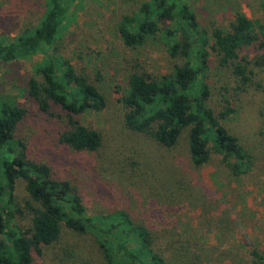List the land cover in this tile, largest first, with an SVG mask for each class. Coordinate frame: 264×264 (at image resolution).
Listing matches in <instances>:
<instances>
[{
    "label": "trees",
    "instance_id": "trees-1",
    "mask_svg": "<svg viewBox=\"0 0 264 264\" xmlns=\"http://www.w3.org/2000/svg\"><path fill=\"white\" fill-rule=\"evenodd\" d=\"M78 2L48 0L39 25L0 41V63L43 57L36 69L41 80L28 81L24 105L0 102V264H34L67 231L89 237L104 264H202L191 240L178 237L172 224L157 225L124 207L88 214L73 181L55 175L47 162L31 160L26 146L14 140L23 124L34 122L55 150L83 155L103 147L102 134L81 118L104 110L106 99L68 60L49 52ZM132 12L120 18L119 39L132 49L158 39L169 68L159 76L128 77L119 98L124 127L163 149L184 142L195 169L217 157L234 176L252 173L254 157L225 126L236 114L233 102L224 97L216 113L209 105L208 79L213 55L235 79L237 92L254 86L264 92V83L256 80L264 61L246 53L264 51V26L236 12L228 30L209 33L188 0H146ZM19 184L28 197L20 208L15 197ZM17 215L28 221L26 228L16 224ZM55 255L56 264H66L70 257L67 249ZM244 263L264 264V253L251 246Z\"/></svg>",
    "mask_w": 264,
    "mask_h": 264
},
{
    "label": "rangeland",
    "instance_id": "rangeland-1",
    "mask_svg": "<svg viewBox=\"0 0 264 264\" xmlns=\"http://www.w3.org/2000/svg\"><path fill=\"white\" fill-rule=\"evenodd\" d=\"M146 0H79L70 24L49 50L69 61L104 96L107 106L82 116L83 124L98 130L103 147L97 153L75 155L48 147L44 128L23 124L15 141L26 146L31 160L45 161L55 175L70 178L78 187L90 215L115 207L157 225H174L178 237L188 238L202 264H245L251 246L264 253V92L257 87L237 92L233 76L211 55L209 105L217 113L224 97L236 114L225 123L254 157L248 175L234 176L213 157L199 169L189 163L182 142L173 150L127 130L119 98L131 74L159 76L167 72L164 50L157 40L128 48L119 39L117 25ZM202 28L228 30L236 12L264 26V0H188ZM48 0H0V41L14 38L39 25ZM264 39V37H263ZM264 61V51H248ZM42 56L0 63V102L24 105L28 81L35 77ZM263 73L256 77L264 83ZM48 148V149H47ZM17 206L28 200L22 185L15 192ZM11 212V210H9ZM22 229L28 221L15 218ZM170 228V227H168ZM62 249V250H61ZM70 254L69 264H104L91 239L67 231L60 244L44 248L34 264H56L55 254ZM66 263V264H67Z\"/></svg>",
    "mask_w": 264,
    "mask_h": 264
}]
</instances>
